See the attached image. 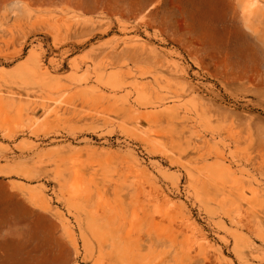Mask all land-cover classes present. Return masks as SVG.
I'll return each mask as SVG.
<instances>
[{
    "label": "rangeland",
    "instance_id": "374dc122",
    "mask_svg": "<svg viewBox=\"0 0 264 264\" xmlns=\"http://www.w3.org/2000/svg\"><path fill=\"white\" fill-rule=\"evenodd\" d=\"M0 264H264V0H0Z\"/></svg>",
    "mask_w": 264,
    "mask_h": 264
},
{
    "label": "snow or ice",
    "instance_id": "6c2138e0",
    "mask_svg": "<svg viewBox=\"0 0 264 264\" xmlns=\"http://www.w3.org/2000/svg\"><path fill=\"white\" fill-rule=\"evenodd\" d=\"M154 7H155V5H153ZM164 21L163 20H161V23H163Z\"/></svg>",
    "mask_w": 264,
    "mask_h": 264
}]
</instances>
